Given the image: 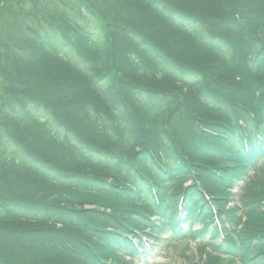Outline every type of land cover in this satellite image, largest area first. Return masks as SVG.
<instances>
[{"label":"trees","instance_id":"obj_1","mask_svg":"<svg viewBox=\"0 0 264 264\" xmlns=\"http://www.w3.org/2000/svg\"><path fill=\"white\" fill-rule=\"evenodd\" d=\"M0 8V264H264V0Z\"/></svg>","mask_w":264,"mask_h":264},{"label":"rangeland","instance_id":"obj_2","mask_svg":"<svg viewBox=\"0 0 264 264\" xmlns=\"http://www.w3.org/2000/svg\"><path fill=\"white\" fill-rule=\"evenodd\" d=\"M0 10H1V8H0ZM191 248H192V250L194 252L195 248H196V245L194 243H191L190 244V250H191ZM174 259H175L176 264H184V262H185L182 258L178 259V254L177 253H171V255H166V254L165 255H163V254L159 255V253H155V254H153V255H151L149 257L148 262H146V261L144 262L143 261V264H165V263H167L169 261L173 262Z\"/></svg>","mask_w":264,"mask_h":264}]
</instances>
